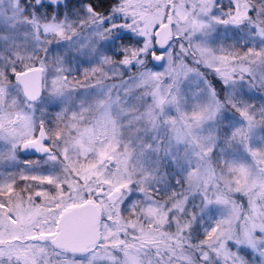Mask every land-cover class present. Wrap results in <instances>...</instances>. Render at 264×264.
I'll return each instance as SVG.
<instances>
[{
    "label": "snow or ice",
    "instance_id": "obj_1",
    "mask_svg": "<svg viewBox=\"0 0 264 264\" xmlns=\"http://www.w3.org/2000/svg\"><path fill=\"white\" fill-rule=\"evenodd\" d=\"M257 90L264 0H0V264H264Z\"/></svg>",
    "mask_w": 264,
    "mask_h": 264
},
{
    "label": "rangeland",
    "instance_id": "obj_2",
    "mask_svg": "<svg viewBox=\"0 0 264 264\" xmlns=\"http://www.w3.org/2000/svg\"><path fill=\"white\" fill-rule=\"evenodd\" d=\"M252 103L256 104L259 107L261 104H264V91L257 90L253 92ZM7 165H0V172H4L7 169ZM22 167V166H21ZM14 171V169H12Z\"/></svg>",
    "mask_w": 264,
    "mask_h": 264
},
{
    "label": "flooded vegetation",
    "instance_id": "obj_3",
    "mask_svg": "<svg viewBox=\"0 0 264 264\" xmlns=\"http://www.w3.org/2000/svg\"><path fill=\"white\" fill-rule=\"evenodd\" d=\"M39 155H40V154L26 155V154H24V153H21V155H20V157H19V159H20V161H21V166H23L22 161H23L24 159H31V160L35 161V160H38V159H39ZM22 158H23V159H22Z\"/></svg>",
    "mask_w": 264,
    "mask_h": 264
},
{
    "label": "trees",
    "instance_id": "obj_4",
    "mask_svg": "<svg viewBox=\"0 0 264 264\" xmlns=\"http://www.w3.org/2000/svg\"><path fill=\"white\" fill-rule=\"evenodd\" d=\"M105 6H107V2H106V4H105ZM227 43V42H226ZM218 87H219V85H218ZM23 159V158H22Z\"/></svg>",
    "mask_w": 264,
    "mask_h": 264
}]
</instances>
